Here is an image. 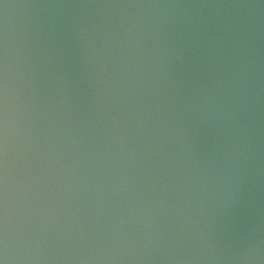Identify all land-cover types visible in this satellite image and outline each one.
I'll return each mask as SVG.
<instances>
[{
    "label": "clouds",
    "instance_id": "1",
    "mask_svg": "<svg viewBox=\"0 0 264 264\" xmlns=\"http://www.w3.org/2000/svg\"><path fill=\"white\" fill-rule=\"evenodd\" d=\"M0 264H264V0H0Z\"/></svg>",
    "mask_w": 264,
    "mask_h": 264
}]
</instances>
